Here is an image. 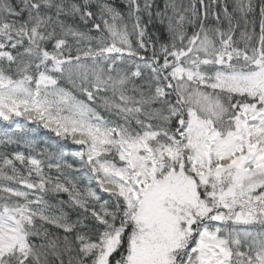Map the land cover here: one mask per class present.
<instances>
[{
	"label": "snow or ice",
	"instance_id": "6c2138e0",
	"mask_svg": "<svg viewBox=\"0 0 264 264\" xmlns=\"http://www.w3.org/2000/svg\"><path fill=\"white\" fill-rule=\"evenodd\" d=\"M0 124V264H264V0H0Z\"/></svg>",
	"mask_w": 264,
	"mask_h": 264
},
{
	"label": "bare ground",
	"instance_id": "6f19581e",
	"mask_svg": "<svg viewBox=\"0 0 264 264\" xmlns=\"http://www.w3.org/2000/svg\"><path fill=\"white\" fill-rule=\"evenodd\" d=\"M29 127H35V125H31V124H30ZM39 133H46V135H43V136H49V135L51 134V133H48L47 130H45V131L43 132L42 129L40 130ZM39 133H38V134H39ZM38 134H37V135H38ZM52 135H53V134H52ZM38 136H41V135H38ZM43 136H41V137H43ZM51 137H52V136H51Z\"/></svg>",
	"mask_w": 264,
	"mask_h": 264
},
{
	"label": "trees",
	"instance_id": "16d2710c",
	"mask_svg": "<svg viewBox=\"0 0 264 264\" xmlns=\"http://www.w3.org/2000/svg\"><path fill=\"white\" fill-rule=\"evenodd\" d=\"M0 126H4V125L0 124ZM42 130H43V132L45 131L44 129H42ZM38 135L43 136V135H46V133H39ZM49 136H52V138H54V135H52V134H50Z\"/></svg>",
	"mask_w": 264,
	"mask_h": 264
}]
</instances>
